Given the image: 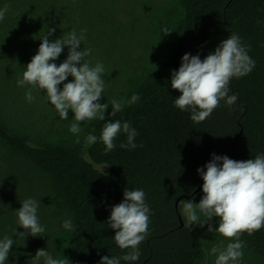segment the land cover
Here are the masks:
<instances>
[{"label":"trees","instance_id":"obj_1","mask_svg":"<svg viewBox=\"0 0 264 264\" xmlns=\"http://www.w3.org/2000/svg\"><path fill=\"white\" fill-rule=\"evenodd\" d=\"M181 3L183 27L177 54L159 78L136 92L140 99L135 104L105 118L130 122L138 133L135 143L141 146L121 149L119 145L126 142L123 134L110 152H105L100 142L76 149L33 144L0 120V143L49 176L70 210L74 264H98L101 256H120L127 251L116 245L115 230L107 222L111 207L122 201L125 188L142 189L151 209L148 235L139 245L141 255L136 264H204L205 250L195 233L181 224L177 201L179 205L195 196L193 191L203 183L196 170L210 160L211 154L244 161L264 153V0ZM5 4L9 10L0 22V41H40L48 28L55 29L50 39L72 29L79 33L82 20L77 19V10L82 8L94 10L84 19L90 21L85 41H102L96 22L100 12L107 11L103 0H0V7ZM230 31L248 45L255 67L247 76L230 81L229 94L237 95L234 105L221 101L207 119L194 123L189 112L173 106L179 93L170 87V73L178 69L185 53H199L203 59ZM0 85L1 105L17 84L0 76ZM25 104L32 107V103ZM104 123L94 135L99 137ZM14 172L2 167L0 178L3 174L7 183L17 184ZM240 239L245 249L264 258V227L252 235L242 233Z\"/></svg>","mask_w":264,"mask_h":264},{"label":"clouds","instance_id":"obj_2","mask_svg":"<svg viewBox=\"0 0 264 264\" xmlns=\"http://www.w3.org/2000/svg\"><path fill=\"white\" fill-rule=\"evenodd\" d=\"M8 10L7 4L0 7V22ZM54 31L48 28L39 39L36 54L16 81L18 87L25 88V100L32 103L36 99L33 92H43L46 104L54 108L60 120L73 121L68 130L75 136L74 143L81 142V122L100 120L105 123L99 137L90 132L84 137L85 147L100 142L104 151L110 152L117 147L114 141L122 134L126 136V142L119 145L121 149L132 150L141 146L135 143L138 133L130 122L105 120L109 105V115L114 116L123 107L135 104L140 99L139 94L101 103V98L105 97V66L100 61L93 65L85 59L92 53L91 48L80 47L86 39V29L79 33L72 29L62 37L50 39ZM162 33L169 35L171 31L164 27ZM65 47L66 58L57 65L56 61ZM254 67L255 60L248 54V45L242 43L239 34L230 31L229 36L203 59L199 53H185L181 57L178 69L170 73V87L179 93L173 100V106L181 112H189L194 123L202 122L221 101L226 106L236 103L237 95L229 94L230 81L247 76ZM69 77L72 79L68 80ZM69 110L73 114L71 119ZM196 171L203 181L202 195L198 203L192 199L184 201L182 214L187 222L184 226L191 229L208 223L209 233H217L229 241L225 245L222 240L219 246L211 248L214 264H241L245 247L241 234L252 235L264 227V153L244 161L213 153L210 160ZM145 196L142 189L125 188L122 201L111 207L108 227L115 230L113 238L116 245L127 251L120 256H101L98 264H122V261L124 264H136L139 260V245L148 235L151 216ZM20 203L21 207L15 210L16 224L25 231L17 233L14 229L13 235L43 236L46 227L37 215L40 201L28 197ZM213 217L218 221L215 228L209 223ZM60 227L72 232L74 224L71 217L63 219ZM12 237H0V264H9L10 249L14 245ZM32 258L33 264H67L65 259L54 258L47 249H38Z\"/></svg>","mask_w":264,"mask_h":264},{"label":"rangeland","instance_id":"obj_3","mask_svg":"<svg viewBox=\"0 0 264 264\" xmlns=\"http://www.w3.org/2000/svg\"><path fill=\"white\" fill-rule=\"evenodd\" d=\"M103 2L107 11L100 12L101 16H98L96 22L102 31V34L100 33L102 41H84L80 45L81 48L92 49L91 55L85 59L93 65L100 61L105 66L103 74L106 81L103 93L105 97L101 98V103L110 102L112 99H128L133 93L148 87L159 78L165 72L168 62L178 52L176 44L183 27L181 0H103ZM77 11V19L82 20L77 30L86 29L90 21L85 22L84 19L90 17V12L94 10L88 12L82 8ZM164 27L171 31L169 35L161 34ZM39 44L40 41H0V76L12 78L14 81L21 78L24 67L36 54ZM66 55L67 47L57 59V65L66 58ZM10 93L12 95L9 96V101L0 105L2 114L0 120L33 144L71 149L85 147L84 137L90 132L94 134L102 122L100 120L84 124L81 122L79 133L81 142L77 144L74 143L75 136L68 130L73 121L60 120L54 108L46 104L43 92L42 94L33 92L36 99L32 102V107L25 104V88L17 86V89ZM13 104H17V108H14ZM16 109L17 114H7ZM110 112L111 105L105 111V118ZM72 115L69 110V119ZM2 167L6 172L9 168L14 170L13 180L18 181L17 184L7 183L3 174L0 178V237L13 236L14 240L8 257L9 264H33L32 257L38 249H47L54 258L65 259L67 264H74L72 253L74 230L67 232L60 227L61 221L68 217L72 219V215L54 182L30 160L0 143V168ZM23 177L24 181L19 182ZM201 195L202 193H197L191 199L198 203ZM28 197L40 201L37 215L40 223L46 227L43 236L13 235L14 229L17 233L25 231L16 224L15 210L19 209L20 202ZM183 203H179L178 210L186 224L182 214ZM216 221V217L209 221L213 228L217 226ZM207 228L208 223L203 227H192L191 230L205 250L204 264H214V256L210 254L211 248L219 246L222 240L225 245L229 241L217 233H209ZM242 251L241 264H264L263 257L245 248Z\"/></svg>","mask_w":264,"mask_h":264},{"label":"water","instance_id":"obj_4","mask_svg":"<svg viewBox=\"0 0 264 264\" xmlns=\"http://www.w3.org/2000/svg\"><path fill=\"white\" fill-rule=\"evenodd\" d=\"M200 190H201V185L197 189H195V191H193L192 195L197 194ZM176 206L178 207V201L176 203ZM180 219H181V224H183L181 216H180Z\"/></svg>","mask_w":264,"mask_h":264}]
</instances>
